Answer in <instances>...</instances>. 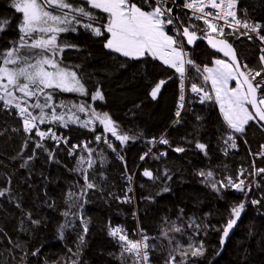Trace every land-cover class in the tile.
<instances>
[{"label": "trees", "instance_id": "1", "mask_svg": "<svg viewBox=\"0 0 264 264\" xmlns=\"http://www.w3.org/2000/svg\"><path fill=\"white\" fill-rule=\"evenodd\" d=\"M238 1L242 20L264 25V0ZM97 15L106 16L100 12ZM0 17L11 19V25L0 33V50H4L11 46L10 40L19 38L16 25L22 14L11 7V0H0ZM179 18L184 26L196 24L207 31L206 25L193 22L187 15ZM230 33L231 29H224L222 37L213 33L211 36L227 40L242 66L246 63L252 69L264 68L259 45L240 32ZM198 35L205 33L198 31ZM64 40L78 47L65 49L63 64L85 77L89 95L50 90L56 103L91 105L97 112L111 116L118 125V134L136 139L121 144L102 127L93 131L89 127L42 124L61 130L73 144L95 140L97 135L113 143L117 153L107 146L92 152L95 163L87 169V174L97 187L87 189L84 172L77 168L80 156L87 159L88 152L72 157L65 148L28 136L23 131L22 119L0 108V190H6L5 196L0 197V264H73L74 261L122 264L119 244L108 237L110 229L118 225L125 226L130 234L139 225L143 235L153 238L148 241L156 245L150 250L151 264H164L177 241L186 245L200 240L204 241L207 252L198 264H264V212L246 208L220 250L230 207L247 199L230 189L221 193L213 191L198 174L212 171L217 180H224L235 177L240 167H250V154L257 153L264 145V128L255 122L249 124L243 136L236 134L238 149L224 156L230 144L225 141L232 130L214 101L202 105L189 91L181 123H173L180 96L179 74L174 69L150 57L141 60L122 57L104 47L105 37L93 36L83 29L78 33H61L58 43ZM187 51L201 70L221 58L202 43L195 49L187 47ZM122 64L126 66L121 67ZM187 69L188 88L191 83H197L211 89L210 82L205 84L200 73L190 65ZM159 80L166 83L159 98L153 99L150 93ZM96 87L102 91L104 101L92 100ZM259 94H264V88ZM38 114L39 109L34 110V115ZM162 135L170 141L169 145L158 142ZM153 138L157 143L150 144ZM197 142L207 145V155L196 147ZM37 143L43 147L37 148ZM177 146L185 151H173ZM165 152L167 155H160ZM145 153L147 158L142 160ZM25 161L27 166L21 167ZM257 165L258 169L264 167V160L257 161ZM145 169L153 173L154 179L143 175ZM129 176L135 179L136 203L121 204L119 201L132 187ZM32 220H39L40 224H33ZM192 220L209 225L207 234L201 230L196 235L194 227L188 228ZM84 222L88 228L86 235ZM172 222L183 225L186 234L169 232L175 238L169 245L162 230ZM82 235L84 244L80 241ZM36 249L39 252L33 256ZM217 251L219 255H215ZM131 261L132 257L125 256L123 264Z\"/></svg>", "mask_w": 264, "mask_h": 264}, {"label": "snow or ice", "instance_id": "2", "mask_svg": "<svg viewBox=\"0 0 264 264\" xmlns=\"http://www.w3.org/2000/svg\"><path fill=\"white\" fill-rule=\"evenodd\" d=\"M172 3H175V0H172ZM11 7L15 12L22 14L16 25L20 35L17 40L9 41L11 45L9 48L0 50V102L3 103L4 108L9 110L15 108L18 111L22 118L23 131L29 136L35 129V134L41 140L51 138L58 143L63 140L67 144L66 139L58 137L51 129L40 130L39 125L46 122H59L61 126L68 127L69 123H78L87 128L93 124V121L98 120L104 130L110 132L121 144H127L130 140L136 139L135 136L128 134H118V125L108 113H99L91 105L84 103L60 102L57 104L54 100L53 92L50 90L77 93L81 96L89 95L85 77L78 75L76 70L63 64L65 49L78 46L67 40L58 43L61 33H78L79 29L90 32L96 37H105L104 47L122 57L131 60L150 57L174 69L180 79L179 104L175 112L174 124L181 123V112L185 107V80L188 79L186 65H190L192 69L200 73L205 84L210 81L211 89H206L204 85L191 83L188 90L199 98L198 102L201 104L214 101L219 105L223 119L233 133L229 134L225 141V143L231 141L230 148L238 149L237 137L234 134L243 136L249 121H254L264 128V94L258 95L264 88V68L252 69L246 63L241 66L232 45L225 39H215L211 36V33H216L217 36L222 37L225 27L232 29V33L244 28L247 31L241 35L256 33L259 40L264 43V35H260V30L264 25L237 18V0H187L183 3L182 7L191 10L194 18L207 26V31L196 24L184 26L183 22L173 14L169 0H82L81 3H76L74 0H11ZM206 9L214 11H206ZM97 12L104 13L106 16L97 15ZM218 21H223V24H218ZM9 25H11L10 18L0 17V33L5 32ZM198 31L204 32L205 35L199 36ZM204 38L208 39V43L214 49L229 57L230 62L216 59L214 61L216 67L205 66L201 70L185 49L186 44L194 45L198 39ZM248 38L252 39L251 35H248ZM260 61L264 63V55L260 56ZM125 66L121 65V67ZM258 77H260L259 80ZM231 81L236 82L235 87L230 86ZM165 83V80H159L154 86L150 93L153 99L157 98ZM91 98L93 101H104V95L99 87H96ZM248 106H251L252 111ZM57 108L66 111L58 113ZM36 109H39L38 115H34ZM73 109L89 115L90 118L81 121ZM66 116L67 119H65ZM95 139L99 141L101 137L97 135ZM158 142L164 145L170 144L164 135L159 138ZM105 143H108L113 151L116 150L107 139ZM149 143L155 144L157 140L153 138ZM36 147L41 148L43 145L37 143ZM77 147L79 145H73L72 149ZM83 147L87 150L88 157L86 159L80 156L77 170L84 172L83 179L86 188L95 189L97 185L89 181L87 174V169L92 168L95 163L92 159L94 149L88 148L87 144ZM196 147L207 155L206 144L197 142ZM261 147L264 148V145ZM173 151L184 152L185 149L177 146ZM70 154H72L71 151ZM260 154L264 155V153ZM147 155L148 153H145L141 159L143 160ZM160 155H167V153ZM120 159L123 160V157ZM26 166L27 161L21 165V167ZM261 173H264V167L256 169L255 173L249 175ZM198 174L217 193H221L222 190L235 189L247 194L252 190L251 183L240 178L244 175L243 169L240 170L235 180L231 176L224 180H217L212 171H201ZM143 175L154 179L150 170L145 169ZM168 178L171 179V177ZM128 179L131 181L132 177L129 176ZM128 191L132 189L129 188ZM164 191L167 192L170 189L164 188ZM5 192L6 190H0V197H4ZM127 200L128 197H125V202ZM246 203L258 205L261 201L258 199L242 200L230 207L229 218L222 229L220 250L231 230L241 219ZM64 215L67 216L68 213L65 212ZM29 219H31V214H29ZM32 223L39 225L40 221L32 220ZM187 227H194L197 230L196 235H200L201 230L206 235L210 226L204 224L203 221L196 223L192 220ZM87 231V222H84V235ZM169 232L186 234L183 225L172 222L170 227L162 230V236L168 240L169 245L175 239L169 236ZM109 235L117 238L120 243L122 264L126 254L132 257L131 264H150V250H154L156 245L149 244L148 241L153 238L142 235L139 240L130 239L127 233L118 226L111 228ZM80 241L84 244L83 235ZM38 252L39 249H36L32 255L35 256ZM206 252L207 248L203 240L190 241L186 245L177 241L176 246L168 252L164 264H189L190 261L191 264H198L199 259L203 258ZM219 254V251L215 253V255ZM177 256L180 257L179 260ZM73 264L76 262L74 261Z\"/></svg>", "mask_w": 264, "mask_h": 264}, {"label": "built area", "instance_id": "3", "mask_svg": "<svg viewBox=\"0 0 264 264\" xmlns=\"http://www.w3.org/2000/svg\"><path fill=\"white\" fill-rule=\"evenodd\" d=\"M185 2H187V0H177V3L175 4V3H172L171 0H169V3L171 4L172 8H174V7L177 8L179 16L180 15H187L190 18V20H192L193 22L203 23L202 21L196 20L194 18V15H193L191 10L182 7L183 3H185ZM177 5H180V7H177ZM206 11H214V10L206 9ZM236 12H237V18L241 19L239 17V1L238 0H237ZM217 23L222 25L223 21H218ZM169 27H171V26H169ZM224 29H230V28L225 27ZM246 31H247L246 29L240 28L238 32L244 33ZM248 35H251V37H252L251 40L255 41L259 45L260 50H261V55H264V51H262V49H264V43H262L259 40L257 34L256 33H249ZM248 35H245V36L248 37ZM260 35H264V27L261 28ZM185 50L187 51V46H186ZM187 67H188V65H186V68ZM187 76H188V73H187ZM188 89H189L188 88V79H186L185 80V101H184L185 107H184V109L181 112L180 119L182 118V115H183V113H184V111L186 109L187 103H188V94H189V90ZM0 108H2L5 111L14 112L19 118H21V116L18 114V111L15 108H12L10 110L6 109V108L3 107V103L2 102H0ZM39 129L43 130V131H47V130L51 129L53 132H55V134L58 137H63L64 139H66L67 140V144H65L63 142V140H61L58 143L56 140H53L51 138H45V139L41 140V138L35 134L36 133L35 129H33L31 136H36L43 142L51 143L56 148H65L66 150H68L69 153L71 151L72 154H70V155L72 157H74V156H76L78 154H81L83 152H87V150H85V148L83 147L85 144H87L88 148L94 149V151L98 150L99 148H101L103 146L109 147L108 143H105V140L102 139V138L99 141H97L95 139V140H90V141H83V142L78 143V144H73L71 138L67 137L61 130H59V129L53 127V126L39 125ZM234 135L237 136L236 134H234ZM230 143H231V141H230ZM111 144L113 145V143H111ZM73 145H79V147H77V148H75L73 150L72 149ZM113 147H114V145H113ZM110 149H111V151H113L112 148H110ZM232 150L234 151L235 149H232V148L229 147V145H227V150H225L224 156L227 155L228 152L232 151ZM113 152L117 153L116 150L113 151ZM260 153H264V148L261 147L260 150L257 153H251L250 154V158H251V161H252L251 166L250 167H240L239 170H238V173L236 174V176L232 177L235 180L237 178L240 170L243 169L244 170V175L242 177H240V178L241 179H245L246 182H250L251 185H252V190L250 192H247V194L239 192V191H237L235 189H230V190L235 192L237 195L246 197L247 200H252V199L260 200L261 203L258 204V205H252L250 203H246L245 209L248 208V207H252L254 209H257L260 212H264V173H261L259 175H249L250 173H255V170L258 169L257 161L264 160V155H261ZM146 158L147 157L145 156L144 159H146ZM134 181H135V179L132 178L131 179V183H130L131 186H132L131 187L132 191H130V192L128 191L127 195L125 196V197H128L127 202H125V197H124V198H122L119 201L121 204H128V203L135 204L136 203V197H135V192H134ZM136 216H137V213H136ZM118 227H120L124 232H126L130 239L139 240L141 238V236L143 235V233L141 232V230L139 228V225H138V228L136 230H134L131 234L128 232V230H127V228L125 226L118 225ZM108 237L114 243L119 244V248H120V251H121V246H120V243L118 242L117 238H113L110 235ZM125 256H128V255L126 254ZM128 257H131V256H128Z\"/></svg>", "mask_w": 264, "mask_h": 264}, {"label": "water", "instance_id": "4", "mask_svg": "<svg viewBox=\"0 0 264 264\" xmlns=\"http://www.w3.org/2000/svg\"><path fill=\"white\" fill-rule=\"evenodd\" d=\"M171 1H172V0H171ZM176 3H177V0H175V4H176ZM173 14L179 18L178 10H177L176 7L173 8ZM179 20H180V19H179ZM212 37L215 38V39H219V38L214 37V36H212ZM201 43L204 44V45H206V46L210 49V51H211L213 54H215V55H217V56H219V57H221V58L227 60L228 62H230V58L224 56V54H223L222 52L218 51L217 49H214V48L208 43V39H207V38H204V39H198V40L195 42L194 45H187V47L190 48V49H195V48H196L199 44H201ZM232 47H233V46H232ZM233 49H234V48H233ZM234 50H235V49H234ZM235 53H236L237 60L240 62L236 50H235ZM240 63H241V62H240ZM241 66H242V64H241ZM190 93H191V92H190ZM191 94H192V93H191ZM192 95H193V94H192ZM258 95H259V93H258ZM205 103H206V102H205ZM202 105H203V104H202ZM250 108H251V106H250ZM251 110H252V109H251ZM243 215H244V213H242V215H241V219H242ZM241 219L237 222V225L234 226V228L231 230L230 234H231V233L237 228V226H238L239 222L241 221ZM230 234H229V235H230ZM228 239H229V237L225 240V243L227 242ZM225 243L223 244V246L225 245Z\"/></svg>", "mask_w": 264, "mask_h": 264}, {"label": "rangeland", "instance_id": "5", "mask_svg": "<svg viewBox=\"0 0 264 264\" xmlns=\"http://www.w3.org/2000/svg\"><path fill=\"white\" fill-rule=\"evenodd\" d=\"M214 35H217L216 33H213ZM59 38V37H58ZM219 59H221V58H219ZM216 60V59H215ZM214 60V61H215ZM221 60H224V59H221ZM159 61V60H158ZM214 61H213V65L212 66H210V67H216V65H215V63H214ZM225 62H228L227 60H224ZM161 62V61H160ZM162 63V62H161ZM168 67V66H167ZM210 82V81H209ZM210 85H211V83H210ZM235 85H236V82L235 81H231L230 82V86H232V87H235ZM164 86V85H163ZM163 86L161 87V91H160V93L158 94V96H157V98L156 99H158L159 98V96H160V94H161V92H162V90H163ZM73 94H77V93H73ZM249 107V110L250 111H252L251 110V108H250V106H248ZM61 111H66L65 109H60V108H57V112L59 113V112H61ZM73 112H76V110L75 109H73ZM76 115H78L79 116V118H80V120L81 121H83V120H86V119H89L90 117H89V115H86L85 113H79V112H76ZM222 118H223V115H222ZM65 119H67V116L65 117ZM224 120V119H223ZM225 122V121H224ZM254 121H249V124H251V123H253ZM226 123V122H225ZM52 124H54V125H56V124H59V122H57V123H52ZM249 124L246 126V128L249 126ZM60 125V124H59ZM227 125V124H226ZM61 126V125H60ZM68 126H80V124H78V123H69V125ZM62 128H64L63 126H61ZM82 127V126H81ZM96 127H102L103 129H104V127L99 123V121L98 120H95V121H93V124L92 125H90L89 126V128H96ZM105 131V130H104ZM106 133H110V132H107V131H105Z\"/></svg>", "mask_w": 264, "mask_h": 264}, {"label": "bare ground", "instance_id": "6", "mask_svg": "<svg viewBox=\"0 0 264 264\" xmlns=\"http://www.w3.org/2000/svg\"><path fill=\"white\" fill-rule=\"evenodd\" d=\"M179 15V14H178ZM180 19V18H179Z\"/></svg>", "mask_w": 264, "mask_h": 264}, {"label": "crops", "instance_id": "7", "mask_svg": "<svg viewBox=\"0 0 264 264\" xmlns=\"http://www.w3.org/2000/svg\"><path fill=\"white\" fill-rule=\"evenodd\" d=\"M111 51V50H110Z\"/></svg>", "mask_w": 264, "mask_h": 264}]
</instances>
